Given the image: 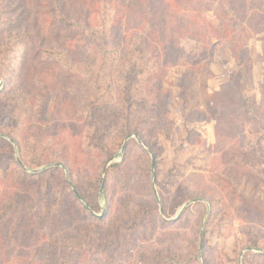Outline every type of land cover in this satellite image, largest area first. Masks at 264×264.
Returning <instances> with one entry per match:
<instances>
[{
  "label": "trees",
  "instance_id": "obj_1",
  "mask_svg": "<svg viewBox=\"0 0 264 264\" xmlns=\"http://www.w3.org/2000/svg\"><path fill=\"white\" fill-rule=\"evenodd\" d=\"M207 1L0 0V264H210L205 236L226 196L194 176L172 194L151 169L161 137L170 141L177 130L170 70L211 64L213 41H221L235 68L211 96L214 165L231 164V174L264 188V171L255 178L239 163L264 166V84L258 101L248 49L253 35L264 34V0L250 12L252 0H216L218 27L204 16ZM227 9L245 22V40ZM178 39L193 48L180 50ZM184 86L187 110L196 85ZM131 136L145 148L129 141L103 181ZM185 142L207 148L189 128ZM196 200L207 206L198 201L170 220ZM259 212L251 207L241 250L264 249ZM254 259L264 264V255L250 252L244 262Z\"/></svg>",
  "mask_w": 264,
  "mask_h": 264
},
{
  "label": "rangeland",
  "instance_id": "obj_2",
  "mask_svg": "<svg viewBox=\"0 0 264 264\" xmlns=\"http://www.w3.org/2000/svg\"><path fill=\"white\" fill-rule=\"evenodd\" d=\"M203 8L207 10L204 16L218 27L220 21L215 16L217 1L209 0L204 3ZM252 9H261V0H252L249 12ZM226 13H229V16L232 18L233 27L238 32L239 37L245 40L246 33L243 31L246 28L245 22L235 19L228 9ZM178 40L180 50L189 51L194 46L193 41ZM248 41L249 53L255 68V89L253 94L260 101V87L264 84V61L262 59L264 34L253 35ZM212 47L214 54L211 64L202 63L196 67L181 66L170 70L166 81V88L172 93L169 108L171 110V119L175 122L177 130L174 138L170 141L161 137L160 146L162 147V151L157 159L151 156V169L153 158L155 162L154 180L158 178V181L165 184L166 189L172 194L178 191L180 184L186 178L194 176L197 179L204 177L207 180V188L210 193H214V195L221 193L226 196L227 202L224 208L218 213L216 212L209 226V228H215V230L211 231L209 229L205 236L210 258L209 262L210 264H246L244 257L248 252L264 255L263 248L241 250L237 246L238 240H243L242 231H247L250 227V222L253 220L250 213L251 207H256L260 212L264 210V188L259 185L260 189L256 181V177L261 175L260 172L264 171V166L262 162L248 163L242 162V160L239 161V163L251 167L256 172V179H248L236 176L234 173L231 174L228 169L231 167V164H228V168L222 166V161L219 162L218 167L214 165L215 159L219 156L215 134L218 115L212 105L211 96L214 92L219 91L222 85L227 82L230 73L235 68V64L230 50L223 42L213 41ZM188 79H190L192 85L196 86L192 90V96L187 95L188 109L185 110L183 100L186 97V87L184 84L185 82L188 83ZM2 87L3 80L0 78V90ZM191 107L194 112L189 115ZM188 128L195 130L202 137V140L207 144V148L198 144L192 145L190 142H185ZM246 130L250 135H255L252 127L248 126ZM194 135L196 134L194 133ZM131 140L137 141L139 145L145 148L142 143L138 142L137 136L127 138L121 150L106 164V170L111 165L122 161L127 143ZM261 146L264 154V137L261 140ZM39 169L45 170L46 168L41 167ZM106 172L104 174L103 171L102 180L105 179ZM242 200L249 207L242 204ZM199 202L207 206L205 201ZM187 203H190V205L182 213L196 202H185L179 207L178 211ZM100 204L99 208L104 211L105 204L103 202ZM178 211L170 220H176ZM208 219L209 214H206L202 224ZM221 220H225V227L217 230L219 227L218 222ZM256 220L260 224H264V219L259 214ZM238 250H241V252L239 253ZM252 260H250V263H253ZM253 264H263V262L254 259Z\"/></svg>",
  "mask_w": 264,
  "mask_h": 264
},
{
  "label": "water",
  "instance_id": "obj_3",
  "mask_svg": "<svg viewBox=\"0 0 264 264\" xmlns=\"http://www.w3.org/2000/svg\"><path fill=\"white\" fill-rule=\"evenodd\" d=\"M44 169H39V170H35V171H32V172H34V173H39V172H41V171H43ZM154 171H155V162H154V159L152 158V173H153V179H154ZM105 172H106V169L104 170V174H105ZM104 181V180H103ZM198 201H202V200H198ZM198 201H195V202H198ZM190 205V203H187L186 205H184L182 208H180V210L178 211V214H177V216H176V218L175 219H177L180 215H181V213H182V211L187 207V206H189ZM199 260L201 261L202 260V255L200 254V258H199ZM202 262V261H201Z\"/></svg>",
  "mask_w": 264,
  "mask_h": 264
}]
</instances>
